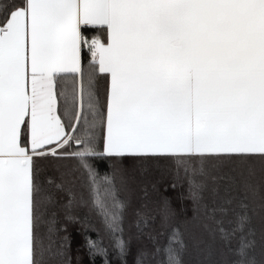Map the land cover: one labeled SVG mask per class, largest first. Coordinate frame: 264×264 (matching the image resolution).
Segmentation results:
<instances>
[{"label":"snow or ice","instance_id":"6c2138e0","mask_svg":"<svg viewBox=\"0 0 264 264\" xmlns=\"http://www.w3.org/2000/svg\"><path fill=\"white\" fill-rule=\"evenodd\" d=\"M89 25L107 42L89 41ZM96 66L110 77L104 154L201 175L190 165L264 159V0H0V264H40L36 160L78 158L96 183L85 159L97 155ZM68 73L81 76L80 100L62 117L55 87ZM96 204L117 231L120 205ZM167 264H179L172 250Z\"/></svg>","mask_w":264,"mask_h":264},{"label":"trees","instance_id":"16d2710c","mask_svg":"<svg viewBox=\"0 0 264 264\" xmlns=\"http://www.w3.org/2000/svg\"><path fill=\"white\" fill-rule=\"evenodd\" d=\"M82 32L89 41H107L101 26H82ZM81 66L87 79L94 62L84 47ZM92 79L100 114L97 155L85 159L96 183L78 158L36 160L40 264H167L169 250L179 264H264V159L255 154L191 164L203 168L201 175L185 174L166 157H110L103 153L102 119L109 76L96 66ZM80 85L79 74H58L55 92L62 117L66 102L79 107ZM70 143L68 153L79 150ZM101 198L110 209L114 202L120 205L115 232L97 207ZM89 240L96 246L90 247Z\"/></svg>","mask_w":264,"mask_h":264},{"label":"crops","instance_id":"0c3cea01","mask_svg":"<svg viewBox=\"0 0 264 264\" xmlns=\"http://www.w3.org/2000/svg\"><path fill=\"white\" fill-rule=\"evenodd\" d=\"M106 42H107V41H106ZM106 42H105V43H106ZM109 83H110V77H109ZM28 142H29V138H28Z\"/></svg>","mask_w":264,"mask_h":264},{"label":"built area","instance_id":"2783aa9c","mask_svg":"<svg viewBox=\"0 0 264 264\" xmlns=\"http://www.w3.org/2000/svg\"><path fill=\"white\" fill-rule=\"evenodd\" d=\"M91 41V40H90ZM86 49V48H85ZM90 52V51H89ZM90 56H91V58H92V55H91V52H90Z\"/></svg>","mask_w":264,"mask_h":264}]
</instances>
